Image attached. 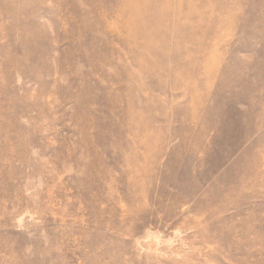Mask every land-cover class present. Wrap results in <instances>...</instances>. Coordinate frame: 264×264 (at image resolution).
Wrapping results in <instances>:
<instances>
[{
    "label": "rangeland",
    "instance_id": "obj_1",
    "mask_svg": "<svg viewBox=\"0 0 264 264\" xmlns=\"http://www.w3.org/2000/svg\"><path fill=\"white\" fill-rule=\"evenodd\" d=\"M124 1L0 0V264H264V0Z\"/></svg>",
    "mask_w": 264,
    "mask_h": 264
},
{
    "label": "bare ground",
    "instance_id": "obj_2",
    "mask_svg": "<svg viewBox=\"0 0 264 264\" xmlns=\"http://www.w3.org/2000/svg\"><path fill=\"white\" fill-rule=\"evenodd\" d=\"M157 5H158L157 0H147V1L127 0L123 2L124 9H126L130 14H132L131 20L130 19L127 20L126 26L129 28H134L135 35H137L139 38L141 37L142 39H149L155 43H159L160 45L159 47L157 46L156 56L162 59V57L163 56L165 57L166 54L162 56L161 51H165V46L168 45L166 42L167 28L163 27L162 22L164 20H168L172 22L174 27L180 28L181 24L184 25L185 19H182L179 22L178 18L180 17V13H179V9L181 7L180 4L176 6L175 3L164 2L158 6ZM141 24L150 26L149 33L144 34L145 33L144 32L143 33L144 35L142 34V29L140 27ZM159 53L161 54V56ZM159 61L160 60H158L157 62ZM228 71L229 74L232 72L234 73V69L232 68L228 69ZM221 87L224 89H228V87H231V85L229 86V84L226 83L224 84V86L222 85ZM199 108H202V106ZM207 111H206L207 114L212 113ZM193 117L195 118V116ZM204 120L201 118L202 124H206V121ZM129 175H130L129 179H127L125 182L126 184L125 190L127 195L130 197V199L133 200L136 199L138 196L137 191L144 186V179L141 176V173H139V171H137L136 169L130 171Z\"/></svg>",
    "mask_w": 264,
    "mask_h": 264
}]
</instances>
